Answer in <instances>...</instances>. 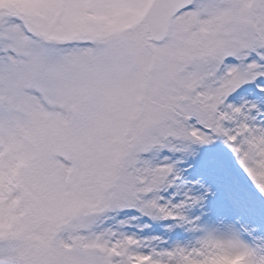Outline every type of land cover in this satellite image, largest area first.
Returning a JSON list of instances; mask_svg holds the SVG:
<instances>
[{
  "label": "snow or ice",
  "instance_id": "obj_1",
  "mask_svg": "<svg viewBox=\"0 0 264 264\" xmlns=\"http://www.w3.org/2000/svg\"><path fill=\"white\" fill-rule=\"evenodd\" d=\"M0 264H264V0H0Z\"/></svg>",
  "mask_w": 264,
  "mask_h": 264
}]
</instances>
